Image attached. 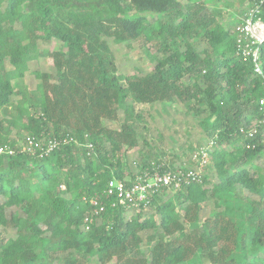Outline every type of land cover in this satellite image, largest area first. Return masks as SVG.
<instances>
[{
  "label": "trees",
  "instance_id": "16d2710c",
  "mask_svg": "<svg viewBox=\"0 0 264 264\" xmlns=\"http://www.w3.org/2000/svg\"><path fill=\"white\" fill-rule=\"evenodd\" d=\"M255 15L264 21V3ZM236 28L200 0H0V264H264L263 128L248 134L264 43L259 74ZM132 40L149 66L124 73L111 42ZM45 58L49 71L31 69ZM136 102L193 103L211 145H198L209 152L199 179L132 212L113 205L109 182L134 180L130 152L139 172L161 164L141 145Z\"/></svg>",
  "mask_w": 264,
  "mask_h": 264
},
{
  "label": "rangeland",
  "instance_id": "374dc122",
  "mask_svg": "<svg viewBox=\"0 0 264 264\" xmlns=\"http://www.w3.org/2000/svg\"><path fill=\"white\" fill-rule=\"evenodd\" d=\"M186 2L187 0H183ZM206 10H216L220 11L221 21L226 24L227 21H232L233 26L237 27L243 22L247 13L253 12L256 9H260V5L264 3V0H260L259 4L254 7L250 5L254 0H200ZM248 10V11H247ZM242 21V22H241ZM241 22V23H240ZM237 32V28H236ZM238 35V32H237ZM195 45L201 46L204 42L201 38H192ZM111 44L117 49V59L118 65L121 72L128 73L134 71L135 68L140 67L141 69H147L149 62L146 58V45L143 41L132 40L123 45H117L111 42ZM41 46H48V43L40 44ZM42 64H31V69L40 68L43 71H49L50 65L47 59H43ZM23 82L35 86L37 79L34 75L27 74L23 78ZM12 101L15 102V97H12ZM192 104L185 105H172L169 107H164L163 104L156 103L154 105L135 103V112L140 114V118L134 119V125L139 131L141 137L147 141V145L141 143L143 149L146 151L147 148H152V153L154 158L161 164L157 168H153V171H159L158 168L165 166L167 169L165 171L172 172H195L201 177L206 171V166L209 162V152L207 159L205 161L201 160L200 143L206 145L210 141V137L206 136L198 126L199 116L194 113L192 109ZM2 111L0 110V117ZM260 119V118H259ZM259 119H255L248 130L253 128ZM123 119L119 121L111 122L110 126L117 128ZM259 128L262 130V139H264V124ZM258 128V129H259ZM14 139H20L17 137L16 132L12 133ZM249 137V136H248ZM21 143V142H20ZM210 143V142H209ZM211 145V143H210ZM91 148V146H89ZM203 149H207L205 146ZM27 151L30 149L27 148ZM130 163L132 169L138 173L137 175L143 173H151V170L138 171L136 162L134 161L137 157L136 152H130ZM255 164L257 166H264V152L262 158L256 160ZM125 181H131L125 179ZM173 188H179L177 185H173ZM151 198V196H150ZM114 205V204H113ZM121 207H126L132 209V212H136L140 205L136 206H125L119 204ZM150 203H147L143 208L149 207ZM4 237H9V233L5 230H0ZM147 232L143 233L145 236ZM145 245V243H144ZM92 264H96L95 258L91 259Z\"/></svg>",
  "mask_w": 264,
  "mask_h": 264
},
{
  "label": "built area",
  "instance_id": "2783aa9c",
  "mask_svg": "<svg viewBox=\"0 0 264 264\" xmlns=\"http://www.w3.org/2000/svg\"><path fill=\"white\" fill-rule=\"evenodd\" d=\"M256 9L253 12L247 13L243 22L237 27L238 36L236 38V48L238 53L245 57L251 58L254 64V70L256 73L263 74V70L260 64L259 50L261 45L264 43V21L260 18H256ZM259 108L261 117L257 124L248 130L250 137H253L257 132L258 128L264 124V97L259 100ZM39 144L34 138H29L28 146L25 148L32 151L34 146ZM58 145L57 141L49 144V149ZM4 148L0 147V153L4 152ZM201 160L205 161L208 156L207 149H203L200 153ZM199 174L195 172H172V171H153L151 173H143L137 175L134 180L128 185V181L120 179H112L108 185V195L114 198V205L123 204L125 206H144L150 203V196L156 193L163 187L171 185L179 186L182 180L191 182L199 179ZM97 204V201H93ZM98 213V211H96Z\"/></svg>",
  "mask_w": 264,
  "mask_h": 264
}]
</instances>
